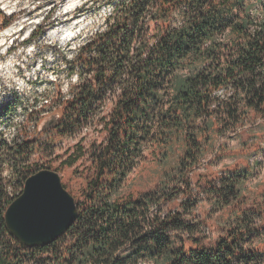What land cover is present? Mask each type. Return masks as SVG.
I'll return each instance as SVG.
<instances>
[{"label": "trees", "instance_id": "1", "mask_svg": "<svg viewBox=\"0 0 264 264\" xmlns=\"http://www.w3.org/2000/svg\"><path fill=\"white\" fill-rule=\"evenodd\" d=\"M104 4L112 8L106 26L66 62L77 83L68 98L57 99L62 110L37 127L51 138L13 145L0 138V264H264V196L246 194L249 168L227 172L204 189L218 210L230 213L215 240L201 234L192 215L197 201L164 210L192 190V175L210 156L220 157L217 138L264 121V0ZM12 22L0 12V30ZM19 106L14 97L0 116ZM96 121L107 135L90 151V165L75 174L83 181L74 197L77 222L48 247L22 246L5 223L16 199L6 169L26 161L35 144L46 147ZM79 152L64 165L88 156L82 147ZM150 152L169 167L164 185L137 199L122 195Z\"/></svg>", "mask_w": 264, "mask_h": 264}, {"label": "rangeland", "instance_id": "2", "mask_svg": "<svg viewBox=\"0 0 264 264\" xmlns=\"http://www.w3.org/2000/svg\"><path fill=\"white\" fill-rule=\"evenodd\" d=\"M105 0H0V12L12 18V24L0 30V108L14 97L20 106L12 116H0V138L9 144L23 140L46 141L49 133L39 135L38 126L45 119L62 110L57 101L70 94V87L77 83V76L68 77L66 62L73 61L75 54L93 35L106 26L112 8ZM68 32L69 38L50 40L49 34ZM9 32L8 34H5ZM39 34L33 41L31 34ZM37 110L34 115L32 111ZM110 110L106 107L105 112ZM251 131V132H249ZM106 132L97 121L74 131L71 135L53 140L46 147L35 144L30 155L15 170L6 169L4 176L12 179L11 195L18 198L24 189V177L42 170L58 173L63 185L74 197L83 181L76 177L89 165V153L101 144ZM34 136H37L34 138ZM220 157L210 156L208 162L192 175V190L165 205V211L181 210L186 200L197 201L192 215L202 226V235L215 240L224 231L230 213L218 210L209 191L204 190L227 172L236 168H249L252 176L245 184L249 198L260 200L264 196V121L247 126L238 135L229 133L217 138ZM48 146V147H47ZM88 156L79 158V148ZM147 161L129 176L122 195L133 199L156 191L164 185L169 167H160L151 152ZM176 183V185H175ZM179 186L170 182L169 186Z\"/></svg>", "mask_w": 264, "mask_h": 264}, {"label": "water", "instance_id": "3", "mask_svg": "<svg viewBox=\"0 0 264 264\" xmlns=\"http://www.w3.org/2000/svg\"><path fill=\"white\" fill-rule=\"evenodd\" d=\"M78 218L74 196L64 187L61 176L50 170L30 176L23 193L5 213L11 236L29 249L54 244L67 234Z\"/></svg>", "mask_w": 264, "mask_h": 264}, {"label": "bare ground", "instance_id": "4", "mask_svg": "<svg viewBox=\"0 0 264 264\" xmlns=\"http://www.w3.org/2000/svg\"><path fill=\"white\" fill-rule=\"evenodd\" d=\"M9 32L5 33V34H8ZM68 32H61V33H54V34H49L48 35V39L50 40H56V39H63V37L65 38H69V36H67Z\"/></svg>", "mask_w": 264, "mask_h": 264}]
</instances>
